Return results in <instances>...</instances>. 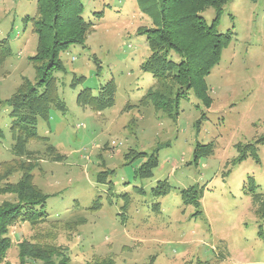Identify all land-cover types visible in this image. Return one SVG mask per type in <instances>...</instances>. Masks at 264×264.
<instances>
[{
	"label": "rangeland",
	"instance_id": "obj_1",
	"mask_svg": "<svg viewBox=\"0 0 264 264\" xmlns=\"http://www.w3.org/2000/svg\"><path fill=\"white\" fill-rule=\"evenodd\" d=\"M36 1L0 0V40L7 38L12 51L0 65V171H11L3 182L14 183L21 166L33 165V181L48 195L49 219L63 222L56 228L44 222L14 224L2 264H43L18 257V244L33 239L53 244L69 264L103 259L112 264H264V220L245 191L247 177L264 190V144L258 145L256 159L231 163L238 156L236 144L264 132V0H230L223 6L216 29L229 32L231 39L205 77L211 103L206 108L189 92L174 119L150 105L126 108L155 81L140 69L150 52L145 35L137 33L152 26L153 15L141 11L137 0H82L83 16L94 28L84 46L74 44L60 53L64 71L54 73L65 111L52 108L49 122L39 119L37 132L48 140L29 141L26 149L32 153L11 162L17 156L4 100L23 78H35L28 57L35 53L37 35L23 28V18L35 11ZM95 11L103 16L94 18ZM202 16L210 24L215 12L208 8ZM74 76L83 80L72 84ZM110 79L116 84L111 107L96 112L77 104L80 90L88 87L97 95ZM197 143H211L213 153L194 163ZM47 144L62 158L48 154ZM156 150L152 175L135 177L145 161L137 152ZM162 180L171 188L154 196L151 188ZM194 185L202 188L199 207L181 198L180 191ZM13 199L12 193L0 194V203ZM96 199L101 207L89 210Z\"/></svg>",
	"mask_w": 264,
	"mask_h": 264
},
{
	"label": "trees",
	"instance_id": "obj_2",
	"mask_svg": "<svg viewBox=\"0 0 264 264\" xmlns=\"http://www.w3.org/2000/svg\"><path fill=\"white\" fill-rule=\"evenodd\" d=\"M230 0H137L138 6L146 14L153 15L152 26L139 28L138 34L145 35L149 55L140 64V69L150 73L155 79L154 83L140 97L137 104H127L126 108L133 106H152L155 111L164 113L169 118L179 115L181 100H185L192 92L207 108L211 103L205 77L217 65L221 58L223 48L231 39L229 32L222 33L216 29L223 6ZM208 8H213L215 16L209 24L202 16ZM84 5L82 0H37L35 11L23 18V28L30 27L37 35L35 53L28 57L35 70L33 81L23 78L14 92L4 100L9 106L12 152L18 160L23 155L32 152L26 149L29 141L35 139L48 140L37 132L39 119L49 122L50 111L56 108L65 111V103L60 98L55 72L64 71L60 53L69 46L79 44L84 46L87 36L93 30V22L83 16ZM93 17L103 16V11H95ZM12 53L7 38L0 40V65ZM97 69L99 62L94 56ZM83 80V76L73 77L74 80ZM116 84L110 79L98 89L94 95L91 88H83L77 94V104L89 107L93 111H101L114 104ZM204 113L197 121L204 119ZM0 129V139L3 137ZM264 144V132L252 142L236 144L238 156L232 159V164L239 163L252 156L257 158L258 145ZM158 150V149H157ZM157 150L151 153L137 152V156L145 161L135 170L137 178H148L158 164ZM46 152L55 154L59 160L57 150L47 144ZM213 153L212 144H196L193 152V161L197 163L201 158ZM22 175L14 182H3L11 171L4 168L0 171V194L12 193V201L4 200L0 203V264L4 263L8 249L11 246L9 231L18 222H27L31 225L48 223L56 228L60 220H51L45 210L46 193L33 181V165L21 166ZM105 174V173H104ZM103 174V175H104ZM99 175L98 178L103 177ZM166 180L158 181L151 188L154 196H162L170 190ZM245 191L250 195L255 212L262 222L264 220V190L260 191L251 177H247ZM181 198L184 204H194L199 207V198L202 188L190 186L183 188ZM101 207L100 199L93 201L88 207L95 211ZM197 212H201L198 210ZM58 223V224H57ZM260 226V225H259ZM26 241L18 244V257L22 262L24 258L42 261L43 264H69L67 255L53 244ZM60 257L54 261L53 257ZM96 264H112L109 259L96 261ZM151 264V263H149Z\"/></svg>",
	"mask_w": 264,
	"mask_h": 264
}]
</instances>
